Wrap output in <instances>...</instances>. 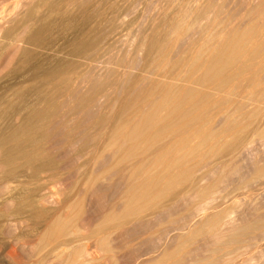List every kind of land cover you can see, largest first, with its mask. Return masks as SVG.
<instances>
[{"label": "bare ground", "instance_id": "6f19581e", "mask_svg": "<svg viewBox=\"0 0 264 264\" xmlns=\"http://www.w3.org/2000/svg\"><path fill=\"white\" fill-rule=\"evenodd\" d=\"M238 1L162 0L138 29L148 0H0V231L26 211L43 221L38 248L51 246L37 263L96 264L67 235L85 216L87 195L115 188L109 205L96 199L102 209L86 234L106 259L115 255L113 234L142 224L165 202L190 197L199 213L213 204L225 170L222 180L203 181L218 168L236 171L250 154V135L264 136V0L244 8ZM247 173L244 180H260L264 162ZM57 185L77 197L66 196L67 211L53 215ZM222 216L196 220L192 233L217 240L235 223ZM250 225H234L236 235L244 238ZM184 241L176 235L163 244L160 259H174ZM15 249L9 256L21 261Z\"/></svg>", "mask_w": 264, "mask_h": 264}, {"label": "rangeland", "instance_id": "374dc122", "mask_svg": "<svg viewBox=\"0 0 264 264\" xmlns=\"http://www.w3.org/2000/svg\"><path fill=\"white\" fill-rule=\"evenodd\" d=\"M161 1L162 0H148V4H147L148 7L146 8V10L144 8L141 11V14L139 15L140 17L138 16V18L135 21V24H136L135 27L136 28H138V29L141 28V26L143 25V23L148 19V16L151 15L154 11L156 12V11L159 10V6L158 5L161 4ZM242 1H244V2H242ZM246 2L248 3L247 0H239L238 1L239 4H237V2H236V5L239 8H244V7L247 6V3ZM244 3H246V5ZM149 6H151L152 10H151V8ZM171 7H173V5L172 6H169L168 8L170 9ZM174 7H176V5ZM147 10H149V12ZM146 13H148V14L150 13V14L148 15ZM144 15H146L147 17H145ZM142 16H144L147 19L146 20L143 19ZM99 107H96L95 110H98ZM263 125H264V123H262L260 125V126H262L261 127L262 130L264 129L263 128L264 127ZM250 137L251 138H249V140L252 139L250 141H253L254 140L252 142L253 144L249 143L250 145H249L248 150H249V153L250 154H248V155L245 154L246 156L243 159L244 161H240L238 163L239 168L236 170L237 172L236 171L229 172V170H226V168H223V169L222 168H218V169H216L214 171V173H215V174L213 173L214 175L213 174L209 175L208 178L203 181L202 184L211 183L213 181H218V179L216 180V178H218L219 175H220L219 177L221 178V180H222V175L223 174L225 175L224 178H223V180L222 181H219L220 184L218 183L219 185H218L217 191L219 193L216 192L217 194L216 195L214 194L216 201L213 202L214 201L213 200L212 201L213 204L212 203H209L208 204V206L210 205L209 206L210 210L208 209V206H207V208H206L205 211H203V212L200 211V213L199 212H196L194 209L196 207H198V204H197L198 203V200L194 199V200H196V201H194L193 198H192V201L193 202L192 201H189V200H191L190 197H185V198L184 197H180L179 200L178 199H175L172 202H169V205H168V203L165 202L164 203V206L159 207V210L157 208L155 210L154 214L150 215L151 217L148 216V219H145V222H142V224L141 223L140 224L139 223H134V225L132 224L133 226L131 225L129 227V229L125 232V234H123L124 232H116L115 234H113L110 238H111V244L113 246V249H115L114 252H113V254H115V255L112 257V259H106L105 252L103 250H101L98 245L93 244V243H95V240L92 241L93 239L90 238L89 236H87V238H86V234L88 235V230L91 227H93V226H91L92 225V222L95 221V219L97 218V216L99 215V213H100V211L102 209V208L100 209V207H101L100 204L98 203L99 204L98 205L96 203V201H97L96 199H99L102 202L101 204L104 203V204H107V205H109L110 203H112V201L114 202L115 200H117L116 199L117 195L115 194V192H113V189H115V188L114 187L106 188V191L105 192H100L97 195H90V194L87 195V198H86L85 204H84L85 205L84 206V213L85 214H83L85 216H82L85 220L83 218H81L79 220L77 219V220L73 221L74 224L71 227V230L69 229V231H67L69 233V234L67 233V235H69V237L73 236L74 238H78L73 243V245H71V246L72 247H80V248L83 249L82 250L83 252H86V251L87 252H90L92 254V257L93 258H94V256L97 258V259L94 258L95 261L97 260L95 262L96 264H98V263L99 264H108V262H109V264H112V263L113 264H144V263L145 264H147V263L148 264H169V263H171V261H173L172 264H177L181 260H183V263L184 264L186 263V261H188V262L190 261L191 264H195V262L198 263V260H199V263L198 264H201V263H203V260L202 259H204L206 257L207 258H209V257L212 258V259L209 258L210 259L209 262H212L211 264H214L215 263V259H218L219 260L220 257H222L223 260L220 259L219 262H218V260H216L217 261L216 262L217 264L218 263L219 264H222L223 262H224L223 264H225L226 261H227L226 264H264V227H263L264 226V222H262V221H264V177L260 178V180L259 179H249L250 181L249 180H246V179L245 180L243 179V178H246V174L248 175L247 172H249V170H251V168L253 167V164H255V162L256 163H261L262 162V164L264 162V136L261 139V137L258 138L255 135H252L251 134ZM248 156H249V158H248ZM218 161H220V160H218ZM247 164L249 166H247ZM203 170H205V168L199 170L197 172L198 173L197 175L199 176V175L203 174ZM223 170H225V171H223ZM200 171H202V172H200ZM204 172H206V170ZM212 178H213V180H212ZM209 179L211 181H209ZM67 183H69V182H67ZM108 183L107 182H104V185L103 186H105V187L108 186ZM59 188H61V189H59ZM52 189H53V191L55 189H57L58 191L55 190V192H54V201H55V203L53 202L52 203L53 206L52 205H51V207L49 206L50 209L51 208L53 209V210L51 209L52 211H50L51 214H53L54 211H55V213L53 215H56L57 213H60V211L62 213H65L67 210H64V212H63V208L61 209V207H63V206H61L63 204V201L62 200H64L67 197H69V198H71L73 200L75 198V196H76V195H74L75 194V189L71 188V189L68 190L67 188L65 189V188H63L62 186H59V185L53 186ZM221 192L223 193V195H222ZM218 196H219V199H218ZM101 198H104V199L102 200ZM181 199H182V201H181ZM219 201H220L221 205H220V203L219 204L217 203ZM105 202H107V203H105ZM191 202L193 203V206H192ZM194 202H196V203L194 204ZM215 204L218 205V208L219 209L217 208V206H214L215 208L213 207V205H215ZM228 206H230V207H228ZM224 207L226 208V211L224 210ZM227 208H232L233 209V212L231 213L230 211H232V209L230 210V209H227ZM211 209H215V210H213V212H211L212 211ZM221 209L224 210V211H221ZM188 210L189 211L192 210V211L189 212ZM216 210H217V212H216ZM219 210H220V213H218ZM227 210H228V213L229 214L231 213L230 215L228 213H226ZM205 213H207L208 215L205 214ZM211 213H213L212 214L213 216H211ZM221 213H222L223 216H228L229 220L232 221V219H233V221L235 223L232 222V225L234 224L235 226L236 225L237 226H243L245 224V226H246V223L248 222V223H250L252 225L254 224L253 226H255L257 224V226H258L257 228L258 229L260 227L261 228H260V230L256 229V231L258 230L256 232L254 230L255 228L253 229V226L250 225V224H248V226L250 225L252 228H249L246 231V228L248 227V226H246V228L244 229L245 231H243V229H242V231L245 232V234H244V238H243V236H241L242 237L241 238V237H239L241 235V230H240V232L236 231V229L234 228L235 226L233 225L234 230H233V228H230V230H232V231L226 230L225 232L218 234L220 236V238L218 237L217 240H218V242H220V244L219 243H216L217 242L216 239H214V238L211 239L209 237L211 234L210 235H207V236L201 234V236H200V234H198V233H196V234L195 233L194 234L192 233L193 232L192 230H194V226H196L194 224L197 223V226H198L199 223L202 221V219H206V217H209V216H210V218H208V219H210V221H212V220L214 221V218L215 219H219L222 216ZM225 213L228 214V215H224ZM161 214H163V215H161ZM191 214H193V215H191ZM205 215H207V216H205ZM214 215L215 216H218V218L217 217H214ZM230 216H232V217H230ZM18 217H17V219H18L17 221L18 222L16 221V226L11 227L12 229L11 228H9V229L3 228V230L0 231V264H41V262L40 263H37L38 262V259L41 256V254L44 253V251H43L44 250V247L46 249L49 246V245H47V246L42 245L41 250H40V248H38V244H39V240H40V235H42V233H43V230H42L43 229L42 227H44L43 221L41 220V223L39 221H37V220L35 221V219L32 218V217H30L29 214L26 211L20 212V215ZM198 219H200V221ZM196 220H198L199 223L196 222ZM88 221H89L90 224L87 223ZM148 221H149V223H148ZM243 222H245V223L243 224ZM261 224H263V226H261ZM232 225H231V227H232ZM259 225H260V227H259ZM197 226L195 227V229L197 228ZM143 228H144V230L142 231ZM252 229L256 233L253 232ZM248 230L250 231V233H249ZM251 231L253 232V234L251 233ZM259 231H261V232H259ZM73 232H75V233H73ZM231 232L233 233V235L232 234H229ZM243 232H242V235H243ZM190 233L192 235V238L194 237V238H196V240L195 239L193 240L192 238H190L191 237L190 236ZM184 234H187V235H184ZM236 234H239V236L236 235ZM176 235L177 236H180V238L183 241H184V239H187V237H188V239H190V240L192 239L193 242L192 241L190 242V240L188 242H185L188 239L184 241L183 246L186 249L185 250H184V248L181 249L180 250L181 252L179 251L178 255L176 254L175 256H173L176 261L172 258V255L169 256V257H167V258H165V259H162L161 260L160 259V255H161L160 254V251H162L163 248L167 247V245H169V244L172 245L171 243L173 241V238ZM253 235H254V237H253ZM182 236H184V237H182ZM224 236H226V238H224ZM234 236H237L236 239H235ZM128 237H129V239H128ZM66 238H68V236ZM80 238H81V240H80ZM239 238H241V239H239ZM245 238H246V240H245ZM226 239L228 241H230V242H228ZM238 239H239L240 242H243V243H244V240H245L246 243H244V244L243 243H239L237 241ZM242 239H243V241H242ZM222 241H224V242L226 241L229 244H227L226 242L224 243ZM231 241H232V243H231ZM189 242L191 243V245H189L190 244ZM233 242H235V243L238 244L236 246V249H234L235 248V244ZM89 243L90 244L92 243V244L89 245ZM221 243L223 245H226V247L223 246ZM113 244L115 245V247H114ZM163 244H164L165 247L162 246ZM213 244L214 245L218 244V245L215 247ZM230 244H233V245L231 246ZM220 245L222 246V248L220 247L221 249H223L225 251L228 249V251H230V252L227 254L224 251L223 252L224 254L220 255L222 253V250L221 249H218ZM227 245H230L231 249ZM239 245H240V247H239ZM10 246H14L16 248L15 250L20 255V258H21L20 260L21 261H16L13 258H10V256H11V255L9 256V247ZM49 247H51V246H49ZM213 248H214L215 253H212V251H213L212 249ZM215 249H217V250H215ZM220 250H221V252H220ZM235 250H237V251H235ZM217 251H219V253L216 254ZM55 252H57V250ZM37 254H38V256H37ZM183 254L186 257L185 259H187V260L181 258V256ZM215 254H216V256L218 255L217 257H219V255H220V257L219 258H215L216 257ZM179 255H181V256H179ZM1 256H3V257H1ZM127 256H129V257H127ZM202 257H204V258H202ZM50 258H52V257H50ZM50 258H49V260H47V262H42V264H61V260L60 261H56V260H53V258H52V260L54 261V262H52V260ZM151 258L154 259V260H156V263ZM169 258H171V260ZM207 258L204 259V261H206L208 263V260L209 259H207ZM213 258H215V259H213ZM231 259H233V260H231ZM105 260H106L107 263L105 262ZM111 260H113L112 263H111ZM159 260H160V262H159ZM163 260H165V261L167 260L168 262L167 261L166 262L165 261L164 262H161ZM213 260H214V262H213ZM48 261H50V262H48ZM207 263H204V264H207ZM180 264H182V261H181ZM208 264H210V263H208Z\"/></svg>", "mask_w": 264, "mask_h": 264}]
</instances>
